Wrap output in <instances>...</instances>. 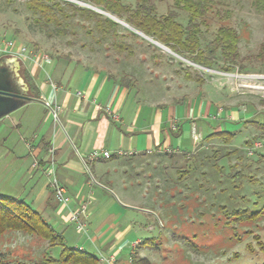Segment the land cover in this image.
<instances>
[{"label": "rangeland", "instance_id": "374dc122", "mask_svg": "<svg viewBox=\"0 0 264 264\" xmlns=\"http://www.w3.org/2000/svg\"><path fill=\"white\" fill-rule=\"evenodd\" d=\"M27 2L0 0V42L12 41L14 49L24 46L32 57L41 54L67 69L77 64L108 72L127 86H134L149 102H165V113L172 105H180L179 100L167 102L184 94L192 111L199 115L189 119L188 129L179 123L184 143L180 150L186 153L172 154L173 163L166 164V172L161 167L158 179L146 174L134 179L129 171L122 177L123 189L101 181L131 220L133 234L128 240L139 238L131 246L125 245L121 256L127 258L132 251L134 264H262L264 253L257 242L264 244V214L255 221L238 223L228 220L224 211L253 209L264 200V136L255 124L264 122V8L255 0H210L207 24L200 28L204 33L201 44L212 40L220 25L233 27L239 37L237 51L243 69L237 66L225 71L221 70L220 58L211 68L196 64L132 27L124 16L120 18L87 0H49L48 17L32 12ZM56 2H60L63 13ZM66 2L97 12L116 26L101 33L94 17L74 11ZM124 2L134 4V0ZM150 2L156 5L158 14L174 10L186 23L187 13L177 9L172 0ZM29 60H20V73ZM186 73L192 78L187 79ZM204 98L213 103L207 113ZM21 111L11 115L18 116ZM232 111L241 114L231 118ZM8 115L2 117L4 128L0 132L4 142L1 148L6 151L10 139H23L26 132L6 127ZM215 128L234 136L227 143L219 137L206 139ZM177 137L170 132L172 147H176ZM193 140L198 142L195 148ZM256 140L262 141V147L248 154L247 147ZM166 151L169 154L171 149ZM4 175L0 176V193L15 196L20 188L9 187L13 181ZM14 182L20 187L23 181ZM74 224L66 225V244L85 245L78 241ZM85 248L92 250L91 245ZM59 250L60 246H51L25 231L7 230L0 235V252L11 262L40 264L44 256L57 257ZM99 257V261L104 260Z\"/></svg>", "mask_w": 264, "mask_h": 264}, {"label": "crops", "instance_id": "0c3cea01", "mask_svg": "<svg viewBox=\"0 0 264 264\" xmlns=\"http://www.w3.org/2000/svg\"><path fill=\"white\" fill-rule=\"evenodd\" d=\"M41 57V54L33 55L24 65L32 85H28L29 94L37 100L25 102L8 115L10 121L6 127L10 125L26 132L23 139H10L7 151L1 148L0 139V176L6 173L3 178L13 181L9 187L20 188L14 195L28 199L62 234L66 225L72 223L70 212L85 203L86 210L80 215L83 228L73 223L79 234L77 240L91 245L92 250L88 251L98 258L104 257L101 264H133L132 251L127 258L121 254L125 245L131 246L139 238L128 240V235L133 234L131 220L108 195L110 192L101 181L123 189L122 177L129 171L134 179L146 175L157 178L161 167L163 172L168 171L166 164L172 162V154L186 153L180 150L184 143L179 123L183 122L184 129H188L189 119L199 115L192 111L184 94L167 102L179 100L180 105H172L165 113V102H149L134 86L125 85L122 79L108 72L77 64L67 69L58 61ZM143 94L148 97L146 92ZM45 101L52 108L58 107L56 118ZM205 101L207 113L213 103ZM202 105L203 102L198 107ZM17 110L23 113L11 115ZM234 114L232 111L231 118ZM3 120L0 119V132L4 128ZM170 132L178 136L176 147L171 146ZM193 144L195 148L198 142L193 140ZM166 149L171 152L167 154ZM95 150H107L111 156L89 158ZM54 178L71 197L68 205L54 197L51 188ZM15 180L23 181L20 187L15 185ZM85 245L73 242L70 246L87 250Z\"/></svg>", "mask_w": 264, "mask_h": 264}, {"label": "trees", "instance_id": "16d2710c", "mask_svg": "<svg viewBox=\"0 0 264 264\" xmlns=\"http://www.w3.org/2000/svg\"><path fill=\"white\" fill-rule=\"evenodd\" d=\"M49 0H28L27 7L36 14L47 16L50 7L46 3ZM89 3L97 5L104 11L124 16L125 21L132 27L139 29L145 35L152 37L155 41L164 44L179 55L189 58L196 64L211 68L216 59L222 60L221 70L232 71L234 67L243 69L239 65L240 56L238 54L239 37L236 30L228 25H220L216 28L212 40L201 44V25L206 26V14L210 7V0H172L177 9L184 10L187 13V21L183 24L178 19V14L174 10H168L166 13L158 14L156 5L150 0H134V4L125 3L124 0H87ZM256 5L264 8V0H255ZM74 11L87 14L94 17L96 27L101 33H107L110 28L116 26V23L107 17H101L97 12L89 9H80L75 5L66 2ZM59 12L63 13V7L60 2L55 4ZM240 72H242L240 70ZM21 75L29 86V77L26 70L22 67ZM187 79L191 75L186 73ZM195 79V78H193ZM199 82H203L201 77H197ZM196 79V80H197ZM126 85V83H124ZM31 89V88H30ZM258 130H262L261 136H264V122H255ZM234 133L218 129L206 136V139L219 137L223 142H228ZM259 138V137H257ZM246 143H250L246 141ZM253 143L250 144V146ZM216 155V151L215 154ZM258 203V202H255ZM224 209V206H222ZM264 214V200L259 207L250 209L247 207H235L230 211H224L228 220L235 222L255 221ZM7 230H20L35 234L45 239L51 246H60L57 257L44 256L40 264L58 263V264H101L98 257L85 249L67 245L63 234L55 230L40 213L32 206L31 202L22 197L11 196L0 193V235ZM260 250L264 253V244L257 242ZM132 262L133 259L131 258ZM0 264H26L23 261H9L3 252H0ZM134 264V262H133ZM264 264V262L262 263Z\"/></svg>", "mask_w": 264, "mask_h": 264}, {"label": "water", "instance_id": "95a60500", "mask_svg": "<svg viewBox=\"0 0 264 264\" xmlns=\"http://www.w3.org/2000/svg\"><path fill=\"white\" fill-rule=\"evenodd\" d=\"M20 67L16 55L0 56V118L27 101L37 100L29 95V86L20 73Z\"/></svg>", "mask_w": 264, "mask_h": 264}, {"label": "built area", "instance_id": "2783aa9c", "mask_svg": "<svg viewBox=\"0 0 264 264\" xmlns=\"http://www.w3.org/2000/svg\"><path fill=\"white\" fill-rule=\"evenodd\" d=\"M28 52L29 51L26 47L20 45L16 49H14V43L12 41L0 42V54H14L21 61L26 59L32 60V56ZM41 58L47 59L46 57H41ZM78 94L81 93L78 92ZM44 104L47 107H50L49 102L45 101ZM50 109L52 111L54 118H56L58 107L55 108L50 107ZM262 145L263 144L261 140H256L251 146L247 147L246 152L248 154H251L255 149L262 147ZM119 154H121V152H119ZM99 156L108 158L111 156V154L107 150H101V151L95 150L89 154V158H97ZM51 188L53 191V195L58 202L64 205H68L70 203L71 197L66 194L64 186L57 179L54 178L51 180ZM85 210H86V204L80 203L76 209L70 212L69 220L72 223H75L77 228H81L83 225L82 222L80 221V215L84 213Z\"/></svg>", "mask_w": 264, "mask_h": 264}, {"label": "bare ground", "instance_id": "6f19581e", "mask_svg": "<svg viewBox=\"0 0 264 264\" xmlns=\"http://www.w3.org/2000/svg\"><path fill=\"white\" fill-rule=\"evenodd\" d=\"M120 23L124 24L123 22L119 21ZM125 25V24H124ZM141 35H143L142 33H140ZM151 40V39H150ZM154 42V41H153ZM156 43V42H155ZM162 46V45H161ZM164 47V46H162ZM165 48V47H164ZM168 50V49H167Z\"/></svg>", "mask_w": 264, "mask_h": 264}]
</instances>
